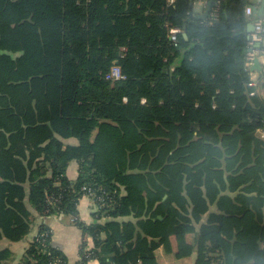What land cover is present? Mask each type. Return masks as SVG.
I'll return each mask as SVG.
<instances>
[{"label": "trees", "instance_id": "16d2710c", "mask_svg": "<svg viewBox=\"0 0 264 264\" xmlns=\"http://www.w3.org/2000/svg\"><path fill=\"white\" fill-rule=\"evenodd\" d=\"M248 4L212 0L199 18L190 0H0V240L23 239L32 211L62 212L93 242L78 264H156L195 222V264H264V74L249 84ZM115 61L122 78L108 79ZM83 186L101 198L88 225ZM66 261L40 223L20 264Z\"/></svg>", "mask_w": 264, "mask_h": 264}, {"label": "crops", "instance_id": "0c3cea01", "mask_svg": "<svg viewBox=\"0 0 264 264\" xmlns=\"http://www.w3.org/2000/svg\"><path fill=\"white\" fill-rule=\"evenodd\" d=\"M256 1L257 0H249L252 5H255ZM262 2L259 7L262 5ZM195 4H197L198 7V11H196L197 13H202L205 10L206 5L204 7L203 3H194L193 6ZM261 13H264V7ZM255 14V16L260 15L258 13ZM252 67L253 65L250 66V78L254 82H257L260 74H263L264 63L259 61L257 66ZM258 135L260 138L264 139L263 131H258ZM67 142L74 144L76 143V140L69 139ZM66 174L68 178L72 180L75 179L77 176V164L70 162ZM77 209L81 221L85 222L87 225L95 221L93 213L95 212L96 207L91 203V200L87 196H81L79 198ZM32 218V226L23 239L19 241H9L6 239L0 240V250L7 248L11 251L10 259L4 264H20L21 257L29 243L36 236L40 223L49 226L52 245L61 250L67 256L65 264H78L81 261L80 249L83 244H87V248L92 247L93 242L90 237L83 235L70 215L60 212L48 217H39L34 211H32ZM206 218V215L203 216L202 223L206 221ZM199 225V223L195 222L187 224L183 226L178 233L172 234L165 239L154 251L156 264H195L196 234ZM101 237H104V234H101ZM82 264L98 263L96 260L88 259L86 262H82ZM138 264H142V262L139 261Z\"/></svg>", "mask_w": 264, "mask_h": 264}, {"label": "built area", "instance_id": "2783aa9c", "mask_svg": "<svg viewBox=\"0 0 264 264\" xmlns=\"http://www.w3.org/2000/svg\"><path fill=\"white\" fill-rule=\"evenodd\" d=\"M168 4H172L174 0H167ZM262 0H257L255 5L248 4L245 7V16L253 24V29L250 31L248 36L247 51L245 54V66L248 71H250V66L253 65L254 60L260 56L264 58V13L255 16L253 8H258ZM194 3H203L204 7L207 3V0H193ZM255 16V17H254ZM211 18L216 17V7L210 13ZM180 32L178 27H170L169 37L172 41H175L176 34ZM251 72V71H250ZM264 74V71H263ZM108 79H119L122 78L119 67L115 64L111 67L109 73L106 75ZM249 84H254V81H251ZM81 196H87L91 203H98L100 197H97L93 190L90 187L83 186L81 188ZM80 196V197H81ZM79 197V198H80ZM78 198V200H79Z\"/></svg>", "mask_w": 264, "mask_h": 264}, {"label": "water", "instance_id": "95a60500", "mask_svg": "<svg viewBox=\"0 0 264 264\" xmlns=\"http://www.w3.org/2000/svg\"><path fill=\"white\" fill-rule=\"evenodd\" d=\"M262 1H263L262 2V5L258 9L253 8V10H254L255 13L261 14L262 9L264 7V0H262ZM211 4H212V0H208L207 3H206L205 10L202 13H199V15H198L199 18L205 17L207 15V13H208V11H209V9L211 7ZM190 7H193V0H190ZM252 29H253V24L250 22L248 24V31L250 32ZM259 61H261V62L264 63V58L262 56L256 58L254 60L253 67L257 66V64H258ZM117 63L118 62L115 61V64H117Z\"/></svg>", "mask_w": 264, "mask_h": 264}, {"label": "rangeland", "instance_id": "374dc122", "mask_svg": "<svg viewBox=\"0 0 264 264\" xmlns=\"http://www.w3.org/2000/svg\"><path fill=\"white\" fill-rule=\"evenodd\" d=\"M193 7H194L193 10H194L195 12L198 11L197 4H195Z\"/></svg>", "mask_w": 264, "mask_h": 264}]
</instances>
